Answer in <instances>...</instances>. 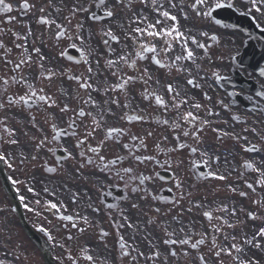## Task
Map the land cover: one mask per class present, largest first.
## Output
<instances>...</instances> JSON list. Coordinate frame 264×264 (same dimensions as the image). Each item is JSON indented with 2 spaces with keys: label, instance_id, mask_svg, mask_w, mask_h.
Listing matches in <instances>:
<instances>
[{
  "label": "snow or ice",
  "instance_id": "snow-or-ice-1",
  "mask_svg": "<svg viewBox=\"0 0 264 264\" xmlns=\"http://www.w3.org/2000/svg\"><path fill=\"white\" fill-rule=\"evenodd\" d=\"M133 0H114L111 7H106L109 0H88L87 6L76 0V2L69 9V15L63 17L66 23L57 21L56 17H52L51 14H45V7L38 9L40 15L37 18L39 25L45 26L47 30H51L55 26L54 36L57 40L67 39L69 41H79L81 45H85V41H90L93 34L100 37L103 47L108 53V57L104 60V71H100V61H95L96 68L94 70L90 57L92 56V50H82L77 48L76 43H72L70 46L79 52V58L76 59V63H83L85 71L78 75H68V70L64 69L56 71L52 68H45L43 61L46 59L41 52L40 47H33L31 51L28 48V38L32 36L31 27H28L26 34L21 35L13 32L15 41H24V43L14 42L13 47L7 46L3 40H0V60H3L5 66H10V73L0 76V164L6 166L9 170L24 171L28 164H33L39 159V154L47 149V152L55 156L56 148L48 147L53 142L59 143L63 137L73 139L74 146L78 150L77 155H73L66 147L60 148L61 155L56 156V167L49 166L47 161H44L41 167L47 173H56L58 168H63V162L68 160H76L78 167L77 171L84 170L86 168H92L99 170L100 173L107 176L110 180L120 181L123 183L125 191L139 194V199L146 201L151 198L153 201L162 199L156 195H153L148 188V183L153 179H163L159 172L149 173L148 168H139L140 165H155L160 168H172V160L169 158L170 154L178 153L182 150H187L190 154L189 171L197 179L202 180H218L224 181L228 177L219 171L220 156L210 153L207 148L202 147L204 141L200 135L205 128L211 123L209 119L201 118L199 112L205 111L208 117L213 115L218 116L219 113H214L211 108H207L200 103H190L191 97L188 96V88L201 89L202 84L197 80H204L205 76H194L193 68L197 74L202 71L200 65L197 63L199 57L196 55L194 49H201L205 54L208 52V45L201 42L196 35H190L185 31H182L179 27L177 16L172 14L173 9L180 8L183 10V4H176L174 0H138V2L149 9V13L145 14L143 10L139 12H133L128 17V27L124 28L121 24L120 27L123 31L125 43L120 48L119 54L116 49L113 48V44L119 45L121 43L120 36L114 33L113 29L109 25H101L94 33L90 32L87 36L82 35L84 32V25L82 22L72 25V19L80 13L88 14L87 19L94 23H100L104 20H110L117 15L118 10L132 11ZM167 4V7H165ZM247 9L242 12L241 15L249 16L253 12L264 16V0H246ZM233 0H194L189 5L190 9L198 17L213 20V13L218 9L233 8ZM48 7L52 8V0H48ZM102 10V14H98L97 11H92V8ZM36 8L34 3H29V0H22L20 9L27 14ZM63 5L55 7L54 11L59 15L61 13ZM13 11L12 4L6 3L5 0H0V12L11 13ZM155 14L153 19H149L150 14ZM184 18L187 19V13L184 14ZM16 18L8 16L3 23H12ZM255 20L256 17H253ZM216 24L220 21L216 20ZM257 27L260 24L257 23ZM264 31V29H262ZM5 29L0 28V34H3ZM201 37H205L211 41H217L216 35H209L208 31L200 32ZM189 45L194 46L190 47ZM131 47V51H129ZM13 49L19 50L18 59H10L9 57L13 53ZM175 53L174 55H172ZM33 55L36 59L33 60ZM66 55V53H61ZM114 57V58H113ZM68 60H73L74 57L68 55ZM140 62H149L154 65L159 73H166L161 77L158 75L155 79L149 72V68L145 66L143 69L139 67ZM36 67L39 69V74L34 77L25 75V69L30 70ZM126 69L133 70L134 74H130ZM259 75L264 77V69H261ZM67 76L69 81L75 83L71 95L67 88L62 85L57 86L56 92H49L43 85V81L51 82L53 78L62 79ZM101 76L104 77L101 80ZM171 76V79L168 77ZM212 76L215 81L224 79L217 72H212ZM181 78H183V84L188 86L185 88L181 84ZM163 80V82H162ZM137 82L141 83L143 90L139 93L142 102H147L150 107L154 106L158 111L162 110V113H174L175 117L171 121L168 119H156V123L159 125H166L174 133L173 139L175 145L172 147H162V142L153 141L154 151L156 155L149 153V145L147 143L148 138L153 137V132L148 131L144 135L133 133L130 125L139 122H145L146 117L132 110L131 99L128 95L129 89L134 88ZM39 83L40 86H37ZM157 85V89L151 87V84ZM17 89H23V93L13 92L9 94L13 87ZM51 87V84H49ZM264 89V85L261 86ZM59 93V95H57ZM93 94H96L95 96ZM111 94V95H110ZM123 96L126 101L121 105V101L118 98ZM229 96H237L235 92L229 93ZM96 96H100L101 99H97ZM256 96L264 98V90L257 91ZM71 98L76 102V106L70 107L68 103H64L60 98ZM206 100H211L208 94L204 93ZM246 99L254 104V110L264 112V108L256 106V102L253 101L251 96ZM60 101V102H58ZM218 103L224 108L229 109L228 104L218 101ZM113 106L116 108L123 107L129 111L122 112L117 119L121 122H126V126H117L108 123L109 117H116V113L113 111ZM35 108L37 111L45 113L43 123L50 128L51 136L44 134V129L37 124L36 116L31 115L30 123L33 128L41 133L40 137H29L32 142L33 154L25 155L24 151L19 153H13L6 151L3 145L18 146L19 140L17 139V131L11 127L13 117L7 113L11 110H31ZM56 108L59 113L67 116L66 127H58L55 122V117L48 111L49 109ZM183 109V110H182ZM70 114V115H69ZM232 120L242 122L238 115H233ZM88 123H85V121ZM17 123H19L17 121ZM81 125L83 128L81 129ZM213 132L217 133L216 139L222 140L224 137H229L239 142L244 140L247 142V136H240L235 133H228L221 131L217 128H212ZM243 131L256 132L255 128H245ZM101 133L97 138V133ZM27 135V133H24ZM125 139L127 142H124ZM90 140L96 141L95 144L89 143ZM168 137H163V141H167ZM264 140V137H261ZM111 146H119L121 152L117 153ZM240 148L247 153H259L260 149L256 144H240ZM111 153V158H108L104 153L105 151ZM163 153L165 159L161 161L157 159V156ZM79 157V159H77ZM199 157V158H197ZM125 162L128 166H124ZM135 162V163H134ZM183 164V160L180 161V165ZM177 165V167H180ZM243 168L246 171L255 173L256 176L252 182L245 180L246 187L256 192V188L264 189V168H257L253 163L245 162ZM200 169H207V171H200ZM147 173V174H146ZM243 176V173L241 174ZM11 184L15 187L17 185L24 184L25 181L19 179H13L8 177ZM174 187L178 191L179 195L174 198L173 205H179L182 201H188L191 205L187 208V211L191 213L193 208L202 209L206 206L200 202H193V192L186 191L184 188V181L178 175H173ZM27 192L33 196H39L40 194L35 191L34 187L28 186ZM229 191L236 192V189L229 185ZM172 191V189H168ZM16 192L19 194L20 189L16 187ZM43 192L49 196L55 197V190H50L48 187L43 189ZM240 196L246 197V192H240ZM127 196L124 197L127 200ZM79 199V193H73L71 196V202L76 204ZM91 199V198H89ZM19 200L23 207L28 212H33L34 208L26 203V197L19 195ZM36 206L41 207L44 211L51 212L60 221L70 222L71 229H75L78 233L83 234L89 227H92V221L88 216L81 215L79 211L72 214H65L68 212L67 205L63 201L53 202L52 200L42 204L41 199H36L33 202ZM252 203L261 208H264V200L256 199ZM88 207L92 208L93 212H99V208L93 207L91 203ZM110 210L109 219L113 220L111 210L115 209L120 216V219L124 223L113 220V227L116 229L117 237L116 244L119 252V258L121 262L125 258H130V264H138L139 258L143 257L145 264L147 261H155L159 259L161 253L159 250L153 251L150 255H145L143 251L139 249L136 243L135 235L130 236L128 239L125 235L120 234L121 229L125 227L136 231L138 225L132 224L125 210L121 209L118 204H109L107 206ZM133 209H138L139 204L132 203ZM154 213H161L160 207L152 209ZM217 213H223L225 215H214L212 210H205L202 212V216L208 223L209 231L192 232L191 227L185 226L180 219L182 213L178 216H173L172 221L181 225L179 233H183L182 238H173L177 236V231L174 229L169 231V224L165 223L161 225V230L164 235L162 243L168 246V255L170 257H177L183 255L189 256V249L196 250L197 256L194 258L198 261V264H258V261L252 258L246 259L247 249H264V244L261 243L264 240V227L259 229L250 237L245 235L242 238H238L236 235H229L225 229H234L236 224L231 223L228 216L235 217L237 209L235 206L229 208L227 204H221L214 209ZM241 211H243L241 209ZM40 215L39 212H36ZM247 216L251 220H257L259 217L255 212H247ZM151 223V221H149ZM194 223V222H190ZM83 224V227L80 225ZM64 228H68L69 224H63ZM188 228L187 232L185 228ZM43 233L49 241L54 237L49 230L45 227L38 229ZM99 235L101 240L108 237L109 232L103 228L100 229ZM194 236H198V239H193ZM222 237V240L220 239ZM69 241L74 237L69 235L67 237ZM10 242V241H9ZM151 243V242H150ZM153 248L156 245H151ZM201 246H206L207 251L201 254ZM59 247L64 248L61 244ZM182 249V252L178 253L176 248ZM66 259L69 264H81L84 261L85 264H97V258L92 254V248L88 245H82L78 251L73 252L72 249H68ZM0 264H4L3 260H0ZM63 264V261H61Z\"/></svg>",
  "mask_w": 264,
  "mask_h": 264
},
{
  "label": "flooded vegetation",
  "instance_id": "flooded-vegetation-1",
  "mask_svg": "<svg viewBox=\"0 0 264 264\" xmlns=\"http://www.w3.org/2000/svg\"><path fill=\"white\" fill-rule=\"evenodd\" d=\"M5 2L12 4L13 7L11 13L0 12V28L5 29V32L0 34V40H3L7 46L13 47L14 42L24 43V41H15L12 33L16 32L24 35L30 26L32 36L28 38L27 42L29 51L33 47L41 48V52L46 58L43 61L46 69L52 68L56 71L67 69L68 75L83 73L86 66L83 63L77 64L75 62L79 58V52L70 46L72 43H76L77 48L85 51L92 50L93 54L90 60L92 61L94 70L96 68L95 61L99 59L100 71H104V60L109 57L99 36L93 34L90 41H85V45H81L79 41H69L66 38L57 40L54 36L56 31L55 26L51 30H47L45 26L39 25L36 22L40 15L38 9L45 7L46 15L51 14L52 17L57 18L58 22L66 23L63 17L70 14L69 9L76 0H52V8L48 7V0H29V3H34L36 8L27 14H24L20 9L22 0H5ZM80 2L85 6L88 4V0H80ZM174 2L178 5L183 4V10L180 8L172 10V14L177 16L180 29L190 35H196L201 42L208 45L207 54L201 49H194L196 55L199 57L197 63L200 65L202 71L197 74L194 66H191L194 76H205L204 80H197L198 83L202 84V88H188V86L183 84V78H181V84L183 87L188 88L187 94L192 98L190 99V103H200L207 108H211L214 113H219L218 116L213 115L208 117L205 111L201 110L199 112L201 118H206L211 121L200 135L204 141L202 147L207 148L210 153L220 156L219 171L224 173L228 178L224 181L197 179L188 170L190 154H188L187 150H182L178 153L170 154L169 158L172 160V168H160L159 166L151 164L139 166L140 169L147 167L149 173L153 171L159 172L160 176L163 177V179H153L148 183V188L152 194L162 199L153 201L151 198H148L144 201L139 199V194L131 193L130 190L125 191L122 182L110 180L107 176L100 173L99 170L86 168L78 172L76 160L63 162V168H58L56 173H47L44 171L41 167L44 161H47L49 166L56 167V156L61 155L60 148L66 147L74 156L77 155L78 150L74 146L73 139L63 137L59 143L53 142L48 145V147L57 149L55 156L45 149L39 154V159L34 162V165L28 164L24 171H12L6 166L0 165V191L3 194L0 196V215L1 213L11 212L16 217V227H10V223L0 216V251H13L15 248L16 264H49L45 253L48 254V258L55 264H61V261H63V264H69L66 259L68 249L76 252L82 245H88L92 248V254L97 258V264H130V258H125L122 262L119 258L116 244L117 233L113 227V220L119 221L120 223H124V221L120 219L119 213L115 209L111 210L113 220L109 219L110 210L107 207L109 204H118L121 209L125 210L129 221L134 225H138L136 231L125 227L121 229L120 234L125 235L126 239L135 235L136 243L145 255H150L156 250L160 251L161 255L155 261V264H198V261L194 260L198 254L196 250L189 249V256L187 257L183 255L170 257L168 255V246L162 243L165 237L161 230V225L167 223L169 224V231L174 229L177 231V236L173 238H182L184 235L178 231L181 225L172 221L173 216H178L182 213L180 219L185 226L191 227L193 233L200 231L207 233L209 231L208 223L202 216V212L212 210L214 215H218L214 209L217 207L218 201L226 196L232 198L234 200L233 202L236 203L237 216L247 214L249 211L255 212L257 215L259 214L257 211L258 206L254 205L252 201L256 199L264 200V189L257 187L256 192H253L246 187L245 180L252 182L256 174L246 171L243 168V164L249 162L253 163L257 168H264V140H261V137H264V112L255 111L254 104L246 99V97L251 96L253 101L256 102V106L264 108V98L256 96L257 91L264 90L261 88L264 85V77L259 75L260 70L264 69V31H262L264 29V16L255 12L249 16L241 15L247 9L246 0H233V9L236 11L239 17V24L241 25L239 28H233L228 25V14H226L223 24H216L214 19L210 21L206 18L196 16L189 7L194 0H174ZM113 3L114 0H109L106 7H111ZM125 3H127V0H125ZM61 5H63L62 11L57 15L54 9ZM165 7H167V4H165ZM141 10L145 14L149 13V9L140 4L138 0H133L131 12L123 9L118 10L114 18L104 20L100 23L89 21L87 19L88 14L80 13L72 19V25L74 26L76 23L82 22L84 25L82 35L84 36H87L90 32L94 33L101 25L111 26L114 33L120 36L121 39L119 45L113 44V48L119 54L120 48L125 43L120 25L123 24L124 28H127L128 17L133 12H139ZM92 11H97L98 14H102V10L95 9V7L92 8ZM185 13H187V19L184 18ZM9 15L16 19L10 24L3 23ZM154 15V13L150 14L149 19H153ZM253 17H256V19L254 20ZM257 23L260 24V27L256 26ZM203 31H208L210 36L216 35L218 40L211 41L205 37H201L199 33ZM189 46L194 48L192 45ZM128 50L131 51V47ZM62 52L66 53V55H61ZM68 55L73 56L74 59L68 60ZM9 58L18 59L19 50L13 49V53ZM35 59L36 56L33 55V60ZM145 66L149 68V72L153 75L154 79L158 75L161 77L166 75V73H159L156 67L149 62L139 63L141 69ZM9 67L5 66L3 60H0V76L6 73L14 74L10 73ZM126 71L134 74L131 69H126ZM212 72H217L224 79L218 82L215 81ZM24 74L34 77L39 74V69L33 67L30 72L28 69H25ZM168 78L171 79V76ZM103 79L104 77L101 76V80ZM49 84H51V87H49ZM43 85L50 93L56 92L57 86L62 85L68 89L70 95L75 87V83L69 81L67 76L62 79L54 77L51 82L43 81ZM37 86H40L39 83ZM151 87L157 89V85L154 83L151 84ZM142 90L141 83L137 82L134 88L129 89L128 95L131 99L132 110L144 115L146 121L135 123L130 125V127L133 133L139 135H144L148 131L153 132V137L148 138L147 143L149 145V153L156 155L153 144L154 140L162 142V147H172L176 142L173 139V131L166 125H159L155 121L157 118L171 121L174 119L175 114L162 113V110L158 111L154 106L150 107L147 102H142L139 96ZM23 91V89H17L14 86L9 94L13 92L22 94ZM205 92L211 97V100L204 98ZM232 92L238 95L229 96L228 94ZM93 95L95 96L96 94ZM96 98L98 100L101 99L100 96H96ZM118 98L121 101V105L126 102L123 96L118 95ZM60 99L64 103H68L70 107L76 106V102L71 98L64 99L61 97ZM221 100L224 104L229 105V109H224L218 103ZM48 111L55 117V122L58 127H66L67 116L60 114L56 108L49 109ZM113 111L117 115L116 117H109L108 123L128 127L129 125L126 122L119 121L117 117L122 112L129 110L123 107L116 108L113 106ZM7 114L13 117L10 126L17 131L19 145H3L6 151L13 153L24 151L25 155L29 156L33 154L32 142L29 137H40L41 133L31 126V115L36 116L37 124L44 129V134L51 136L50 128L43 123L45 118L44 112L37 111L33 108L31 113L28 110H11ZM233 115H238L242 122L232 120L231 117ZM85 123H88V121L86 120ZM82 128L83 125H81ZM212 128H217L230 134L235 133L240 136H247V142L244 140L237 142L231 136L217 140V133L213 132ZM245 128H255L256 132H245L243 131ZM24 133H27V135ZM96 135L99 138L102 134L98 132ZM165 136L168 137L167 141H163V137ZM95 142L93 140L89 141L92 144H95ZM124 142H127V140L125 139ZM240 144H245V146L256 144L260 151L259 153L244 152L240 148ZM111 147L117 153L122 151L119 146ZM104 154L108 158H111V153L107 150ZM157 159L163 161L165 159L164 154L160 153ZM181 160H183L182 165H180ZM177 165H180V167H177ZM124 166H128V163L125 162ZM200 171H207V169H200ZM2 172L7 180L11 176L13 179L25 181L24 184L15 186L20 189L19 194L16 192V212L14 211L12 199L4 190L1 176ZM242 173L243 176L241 175ZM173 175H178L183 179L186 191L193 192V202L198 201L206 207L202 209L193 208V211L189 213L187 208L191 205L188 201H182L179 205L174 206L172 202L179 193L174 187ZM229 185L235 188L236 192L229 191ZM28 186L34 187L35 191L40 195L37 197L28 193L26 190ZM45 187H48L50 190L54 189L56 192L55 197L44 193L43 189ZM168 189H172V191H168ZM240 192H246L247 196H240ZM73 193H79V199L76 204L71 202ZM19 195L26 197L25 202L34 208L33 212H28L23 207L19 200ZM126 196L128 197L127 200L124 199ZM36 199H41L42 204L49 200L53 202L63 201L68 208V212L65 214H72L79 211L82 216H88L93 226L89 227L85 233L80 234L75 229H71L70 222L60 221L51 212L44 211L41 207L36 206L33 203ZM235 199H238V201L236 202ZM89 203L93 207L99 208V212H93L92 208L88 207ZM132 203L139 204V208L133 209L131 207ZM155 207H160L161 213H154L152 209ZM36 212H39L40 215H37ZM66 223L69 224L67 229L63 227V224ZM80 226L83 227V224ZM40 227L47 228L54 239L49 241L38 230ZM101 228L110 234L103 240H101L99 235ZM187 230L188 228L186 227L185 231L187 232ZM69 235H72L74 239L69 241L67 239ZM198 238V236L193 237V239ZM61 244L64 245V248L59 247ZM151 245H156V247L153 248ZM176 250L178 253L182 252V249L178 247ZM206 251V246H201V254ZM81 264H85V262L81 261ZM138 264H145L143 257L139 258ZM147 264H153V261H147ZM209 264H211V261H209Z\"/></svg>",
  "mask_w": 264,
  "mask_h": 264
},
{
  "label": "bare ground",
  "instance_id": "bare-ground-1",
  "mask_svg": "<svg viewBox=\"0 0 264 264\" xmlns=\"http://www.w3.org/2000/svg\"><path fill=\"white\" fill-rule=\"evenodd\" d=\"M228 217H232V216H228ZM228 219L231 223L234 222L232 218H228ZM243 226H244V228L242 230L239 228L237 230L229 229L228 230L229 235H233V232L237 231L238 232V238H239V237H243L245 235L250 237L251 235H253L255 233V232H253V226L249 225L248 223H245ZM261 243L264 244V240H262ZM245 258H247V259L252 258V259H255L256 261H258V264H264V249L248 248L247 249V256Z\"/></svg>",
  "mask_w": 264,
  "mask_h": 264
},
{
  "label": "rangeland",
  "instance_id": "rangeland-1",
  "mask_svg": "<svg viewBox=\"0 0 264 264\" xmlns=\"http://www.w3.org/2000/svg\"><path fill=\"white\" fill-rule=\"evenodd\" d=\"M3 194H2V192L0 191V196H2ZM11 213V212H10ZM4 220H6V221H8L10 224V227H16V223H15V221H16V219L11 215V214H9L8 212L7 213H2L1 215H0ZM236 217H238V216H236ZM238 218H241V219H247L244 215H242V216H240V217H238ZM13 222H14V224H13ZM257 225L258 226H260L261 225V223H257ZM264 226V225H263ZM263 226H261V227H263ZM259 228H257V230H258ZM7 253H8V255H10V254H14L15 252H11V251H7ZM0 255H2L1 253H0ZM0 260H3L4 261V264H14V262H13V259L12 258H10L9 256H7V257H0Z\"/></svg>",
  "mask_w": 264,
  "mask_h": 264
}]
</instances>
